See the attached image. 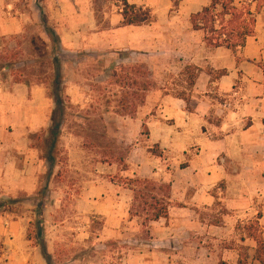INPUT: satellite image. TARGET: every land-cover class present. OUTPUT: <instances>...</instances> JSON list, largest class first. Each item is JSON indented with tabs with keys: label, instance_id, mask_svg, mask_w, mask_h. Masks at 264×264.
<instances>
[{
	"label": "crops",
	"instance_id": "obj_1",
	"mask_svg": "<svg viewBox=\"0 0 264 264\" xmlns=\"http://www.w3.org/2000/svg\"><path fill=\"white\" fill-rule=\"evenodd\" d=\"M93 1L47 0L43 3L33 0L30 3L32 9L34 6L37 9L39 18L44 16L46 22L52 14L51 30L58 39L56 56L61 62L71 105L81 109L91 106L95 92L91 82L101 75L99 72L94 77L96 62L101 61L102 67L105 65L104 77L106 74L109 77L113 64L138 60L153 76L157 74L158 66H195L199 74L193 85L191 106L194 111H187L188 99L169 95L162 99L160 106L156 105L162 108L157 115L143 112L134 118L117 117L118 133H126L135 143L125 160L126 170L119 169L116 162L93 164L85 146V136L74 131L80 128L77 125H86L84 119L76 117L73 121L71 117L58 142V148H64L67 159V178L59 180L63 172L59 156L50 163L43 148L37 146L36 138L42 136L46 140L49 136L55 99L49 95L45 84L28 86L24 82L0 81V204H6L0 210V264H47L41 246L30 240L29 232L37 218L39 193L49 175V191L43 201H48L50 195L53 201L45 206L43 232L52 262L58 259L57 248L64 239L62 226L66 222L60 220L61 210L67 205L76 210L74 213L79 219L88 220L90 224L94 220L101 222V228L96 230L100 237L96 239L100 242H104V237L106 240L122 238L125 224L135 223L131 220L134 192L112 180L111 177L117 174L127 179L139 178L169 185L172 189L168 218L147 227L157 246L153 250H132L122 260L123 264H165L160 261L164 257L166 264H209L220 255V245L212 249L204 244L175 248L166 243L173 231L180 230L189 236L194 230L199 233L206 230L196 212L215 204L216 199L209 191L220 182L226 183L224 204L233 214L223 216L222 225L211 228L219 230L226 239L235 232L236 219L250 218L261 212L262 216L258 215L257 220L263 236L264 72L259 74L257 68L251 70L245 66L264 61V8L258 11V2L251 7L256 18L255 32L247 39L245 47L235 54L226 48L208 47L204 33L193 30L191 16L210 6L212 0H183L182 9L189 12L182 10L175 15H171V0H128L131 5L149 9L156 17V21L143 26H125L120 6L105 0L106 28L98 25ZM190 4L196 9H190ZM10 8H13L12 0H0V35L5 37L21 33L23 24H27L24 15H21V22L13 18L2 20V13ZM43 39L47 44L52 43L47 33ZM237 57L243 58L242 62ZM205 66L220 73L216 88L221 95L234 91L241 70L250 71L245 77L249 82L247 91L241 90L248 94L243 101H236L234 107L227 104L225 110L215 113L220 120L218 125L208 121L207 116L212 114L214 107L208 97L201 95V91L208 90L212 79L202 70ZM3 72L10 73L9 67ZM147 104L146 110H149L153 103L148 101ZM206 125L210 127L208 133L205 132ZM145 128L149 138L144 143L142 132ZM152 145H159L166 158L151 155L147 150ZM192 147H198L199 152L186 168L181 169L180 161ZM167 157H171V166ZM192 186L197 191L188 195ZM185 189L186 193H182ZM15 201L20 202L12 203ZM84 230L78 236H85L82 241H90V236L95 235L93 228L88 226ZM180 249L193 254L185 258L173 251ZM223 251L221 260L224 262H241L239 257L234 258L236 251L232 255L227 247ZM78 258L73 257L64 264H93ZM253 264L261 263L254 258Z\"/></svg>",
	"mask_w": 264,
	"mask_h": 264
},
{
	"label": "rangeland",
	"instance_id": "obj_2",
	"mask_svg": "<svg viewBox=\"0 0 264 264\" xmlns=\"http://www.w3.org/2000/svg\"><path fill=\"white\" fill-rule=\"evenodd\" d=\"M13 9L9 13L10 9L5 10L2 13L1 19H16L21 22V15H24V21L27 24H23V31L17 35L13 36H1L0 35V81L7 80L9 83L20 81L26 83L28 86H36L45 84L50 93V86L52 83V77L54 75L53 57L56 56V47L54 41L48 34L46 28L51 30L53 25L52 14L48 15L49 22L45 20L44 16L39 18V14L35 6L33 9L30 7V3L33 0H12ZM43 3L47 0H41ZM104 1L105 0H94V8L96 10V18L100 28H106V23L104 19ZM172 10L171 15L178 14L180 11L189 12V10L182 9L183 0H171ZM191 1V0H190ZM41 3V2H40ZM235 6L241 7L245 4H249L251 7L257 5V1L253 0H234ZM193 4L189 5V8H193ZM184 8V7H183ZM35 9V10H34ZM152 22L156 21L151 11ZM48 23V26H46ZM46 26V27H45ZM47 35L51 38L52 43L47 44L43 36ZM1 34V33H0ZM236 54V53H235ZM239 62H242L243 58L237 57ZM164 63V61H158ZM178 62V61H176ZM240 64V63H238ZM253 65V66H252ZM252 65L245 66V69L250 68L259 70V74L264 72V61L254 62ZM140 66H143V72H145V65L140 64L138 60L129 62H118L112 65V74L109 77L108 74L104 77V67H102V62H96L94 77L100 72L101 75L95 78L94 82H91L95 92L92 94L93 102L90 107L81 109L79 107L73 106L69 102L67 103L66 119L67 121L73 117L83 118L86 125L81 124L78 129H74L75 132L83 133L85 136V146L89 150L93 164L98 161H108L110 163L116 162L119 169L122 166L119 165L120 160H126L132 153V148L135 143H132L130 136L126 133H118L120 124L117 117H129L134 118L141 115L143 112L145 114L157 115L162 108V99L166 96L172 95L173 97H184L188 99L187 111H194L191 106V100L194 96V83L198 78V70L195 66H158L157 74L153 76H143L136 74V71ZM9 67L10 73H4L3 69ZM111 68V67H110ZM257 68V69H256ZM107 69V68H106ZM202 70L206 71V74L212 77L208 90L205 92L201 91V95L208 97L212 106V114L207 116L208 121L211 124L218 125L219 118L215 114L220 113V110H225L227 104H232L241 99L245 98L248 94L247 92L242 93L241 90L247 91L246 88L249 82L245 80L246 72L250 73L249 70H241L239 73V78L234 84V91L228 95H221L216 84L218 81L219 72L212 70L210 67H204ZM214 71V72H212ZM256 78V77H254ZM90 94V93H89ZM136 94H140L141 97L137 98ZM239 94V96H235ZM243 95V96H242ZM148 101H151L153 105L149 110L146 107L149 106ZM159 105V106H156ZM194 105V104H193ZM125 107V108H124ZM126 107L128 110H126ZM228 105V109H229ZM134 114V116H132ZM66 124V123H65ZM73 125H70V127ZM85 129L82 131L81 129ZM209 126L206 125L205 132L208 133ZM142 141L148 142L149 132L145 128L142 132ZM38 139L37 146L43 148L45 143V138L42 136H36ZM147 139V140H146ZM213 139V138H212ZM136 142V141H134ZM138 142V141H137ZM151 148H147L148 152L156 157L166 158L163 149L159 145H152ZM146 149V148H145ZM64 148H60L59 162L62 164V171L60 173L59 180L67 178L66 165L67 159L64 155ZM199 152L198 147H192L186 153V155L180 161L179 167L181 169L186 168L189 161ZM170 166H171V157ZM181 160V159H180ZM168 161V160H167ZM170 168V167H169ZM111 178L114 182H118L120 185H129L130 178L120 177V174L114 175ZM226 183L220 182L218 185L213 187L209 191V195L216 199L215 204L207 205L197 210L198 218L202 220L206 230L201 233L193 231L188 236L183 231L177 230L170 233L166 238V243L173 245L175 248L179 246L189 247L196 244H204L206 246L213 247L220 245L221 254L224 252L223 249L227 247L229 254L235 252L234 258L239 257L241 262L239 264H253V260L256 256L257 243L249 238V227L254 225L258 220V215L254 214L250 218L236 219L234 222L235 232L232 236L226 239L222 238L219 230H214L211 228L214 225H222L224 222L223 216H228V214H233L227 206L224 204L226 200ZM187 189L181 190L182 193H186ZM197 191L196 187H190L187 191L188 195H193ZM208 197V196H206ZM176 199V198H175ZM52 195L48 201L44 202L46 204L51 203ZM260 206V205H259ZM137 204L135 210L131 212V220L135 223H126L124 230L122 231L123 236L118 240H106L104 237V242H100L97 239L98 233L96 230L101 228V222L99 220H94L91 224L88 220H81L78 218L76 210L71 206L67 205L66 208L62 209L60 222L65 221L66 223L62 226L64 227V239L59 242V247L57 256L58 259H54L53 264H64L73 257H79L78 259L88 260L93 264H123L124 257L130 253L132 250L141 251L143 249H155L157 243L154 242L153 238L147 230L150 223L147 222V215L140 212ZM60 212V211H59ZM258 212V211H257ZM38 219L34 220V224L30 228L29 238L32 239L36 244H38L37 226ZM90 224V225H89ZM91 226L94 230L95 235L90 236V241H82L85 236H78V234L83 233L84 228L88 229ZM255 226V225H254ZM259 229L262 230V226L259 223ZM97 238V239H96ZM264 238V233H263ZM147 246V247H146ZM174 249V248H173ZM176 254L184 255L185 258H190L192 256L191 251L173 250ZM219 255L215 259H211L209 264H228L221 260L222 255ZM225 254V252L223 253ZM188 255V256H187ZM207 255V253H204ZM163 257V256H162ZM156 261V260H153ZM160 261L166 264L167 258H161Z\"/></svg>",
	"mask_w": 264,
	"mask_h": 264
},
{
	"label": "trees",
	"instance_id": "obj_3",
	"mask_svg": "<svg viewBox=\"0 0 264 264\" xmlns=\"http://www.w3.org/2000/svg\"><path fill=\"white\" fill-rule=\"evenodd\" d=\"M116 2L122 12L125 26H143L152 23L151 11L144 7L131 5L128 0H112ZM258 2V11L264 8V0H253ZM191 24L194 31L204 33V40L210 48H226L235 53L246 45L249 37L253 36L256 27V18L252 12L251 6L245 4L241 7L235 6L234 0H212L210 6L203 9L202 12L191 16ZM48 34L57 46V37L52 30L46 28ZM54 75L50 86L51 96L56 101V108L53 111L49 122V136L45 140L43 150L45 158L50 163L56 161V156L60 155L58 142L62 135L63 127L67 121L66 111L69 97L66 95V84L62 75L61 62L57 56L53 57ZM7 68V67H6ZM140 66L136 74L143 76H151L150 71ZM223 73H221L222 75ZM21 83L20 81H16ZM140 98V94H136ZM125 108V107H124ZM126 110L128 108L126 107ZM134 116V114H132ZM104 163H110L104 160ZM124 170L127 169L125 160H120ZM51 176H46V184L39 193L41 199L37 205V240L46 257L47 264H53L52 257L48 254L46 244L44 242V217L45 204L43 199L48 194V181ZM128 189L134 192V203L132 211L139 204L140 212L147 215V222H158L167 219L169 216V201L171 198V186L158 185L150 180L131 179L129 180ZM15 201L12 203H19ZM5 203L0 204V210L5 207ZM255 225V226H254ZM249 227V236L257 243V251L255 259L264 264V238L260 233L259 221ZM32 240V239H30Z\"/></svg>",
	"mask_w": 264,
	"mask_h": 264
}]
</instances>
